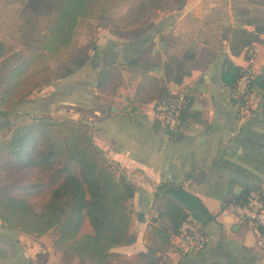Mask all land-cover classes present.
<instances>
[{"label":"crops","instance_id":"0c3cea01","mask_svg":"<svg viewBox=\"0 0 264 264\" xmlns=\"http://www.w3.org/2000/svg\"><path fill=\"white\" fill-rule=\"evenodd\" d=\"M229 24L261 28L251 42L257 50L252 63L245 48L237 55L230 52L222 36ZM263 32L264 0H184L139 35L98 33L82 66L34 90L6 116L0 103V137L18 117L87 118L94 142L135 187L134 240L112 247L107 262L55 248L48 234L34 236L0 223V264H154L170 250L172 236L162 242L153 233L161 221L156 192L162 183L159 193L180 202L207 236L202 249L170 252L168 264H264L257 244L260 228L223 210L225 203L264 188V87L253 82L245 106L238 109L222 79L229 59L264 74ZM8 37L0 31V60ZM108 62L123 64L110 104L95 97L98 72ZM143 72L157 76L165 92L179 86L190 92L175 131L154 113L159 97L133 100Z\"/></svg>","mask_w":264,"mask_h":264},{"label":"trees","instance_id":"16d2710c","mask_svg":"<svg viewBox=\"0 0 264 264\" xmlns=\"http://www.w3.org/2000/svg\"><path fill=\"white\" fill-rule=\"evenodd\" d=\"M14 1L32 3V10L25 13L19 23L27 53L18 56L0 76L4 116L40 85L50 84L86 62L88 53L79 54L71 58L73 65H67L59 73L60 67L70 60L66 49L72 42L79 18H95L100 25H110L111 29L142 25L129 34L135 36L151 28L164 0H4L5 3ZM119 5H126L125 9L113 16L114 8ZM260 31L258 27L250 31L229 24L222 27V36L228 40L232 54L237 55L245 48L247 57V49ZM52 59L59 61L57 67L50 65ZM122 67L123 64L117 62L101 67L95 92L98 100L106 104L112 102L122 80ZM241 68L229 59L222 72V79L230 85L231 99L238 109L245 106L247 99V96L234 95ZM253 82L264 87V74H254L248 91ZM168 93L157 76L143 72L133 100L147 96L160 100ZM135 107L132 105L131 109ZM8 130L0 137V166L13 164L17 169L30 170L35 177L0 187L3 226L34 236L48 234L55 248L99 263L108 261L112 247L134 240L130 232L134 184L117 173L116 163L94 142L87 118L23 116L12 122ZM163 185L157 187L161 221L155 225L153 233L165 242L188 213L180 202L159 193ZM13 189L20 193L10 192ZM247 197L235 203L243 204Z\"/></svg>","mask_w":264,"mask_h":264},{"label":"built area","instance_id":"2783aa9c","mask_svg":"<svg viewBox=\"0 0 264 264\" xmlns=\"http://www.w3.org/2000/svg\"><path fill=\"white\" fill-rule=\"evenodd\" d=\"M264 34V32H263ZM247 60L253 62L257 56L254 43L247 49ZM254 77V70L250 65L242 66L241 73L234 86V95L248 96L250 80ZM191 102L190 92L179 86L169 91L168 95L157 100L154 106V113L159 118L161 124L170 131H175L179 127L180 115ZM223 210L241 220H251L260 229L257 237V244L264 252V188L252 192L248 195L243 204L227 202ZM207 236L201 224L194 218L186 215L181 221L178 230L171 236L170 250L162 253L154 264H168L170 252L184 254L190 250L204 248Z\"/></svg>","mask_w":264,"mask_h":264},{"label":"rangeland","instance_id":"374dc122","mask_svg":"<svg viewBox=\"0 0 264 264\" xmlns=\"http://www.w3.org/2000/svg\"><path fill=\"white\" fill-rule=\"evenodd\" d=\"M182 0H164L161 3V6L156 12V16L153 18H157L161 14H165L166 12H174V10H178L182 7ZM184 2V1H183ZM181 4V7H180ZM126 5H119L114 8L113 16H118L124 9ZM32 10V3L22 4L20 2H7L4 0H0V31H4L7 36V44L4 48V58L0 60V76L5 72L7 61L9 60L15 61L18 56L24 55L27 53L26 47L22 43L21 32L19 28V23L21 22V18L25 13H28ZM112 22H115L113 20ZM113 24V23H111ZM135 26H124V27H112L110 25H100L98 20L90 17H82L79 18L78 23L75 28L74 36L70 46L66 49V56L70 58V60L64 65H62L59 69V73L64 71V68L67 65H73L71 58L75 56H79V54L89 53L93 43L96 41V37L98 33L103 34L102 32L111 33L115 36H123L129 35L134 32V28H140L142 25L138 24ZM99 27V28H98ZM136 30V29H135ZM11 34V35H10ZM189 44V43H188ZM58 62L55 59H52L49 63L53 67L58 66ZM56 80V79H55ZM53 80L52 82H54ZM51 82V83H52ZM50 83V84H51ZM48 84H42L40 87H44ZM35 89V90H36ZM34 91V90H33ZM32 91V92H33ZM31 92V93H32ZM52 118H63L66 115L56 116L49 115ZM70 118V117H68ZM3 166V165H2ZM35 177V174L30 170L17 169L13 164L10 166H0V187L1 186H9L11 183H24L26 181L32 180ZM10 192L12 193H20L19 190L13 189Z\"/></svg>","mask_w":264,"mask_h":264}]
</instances>
